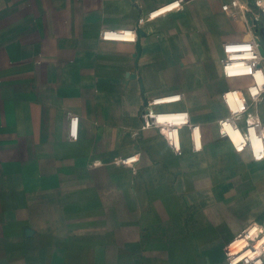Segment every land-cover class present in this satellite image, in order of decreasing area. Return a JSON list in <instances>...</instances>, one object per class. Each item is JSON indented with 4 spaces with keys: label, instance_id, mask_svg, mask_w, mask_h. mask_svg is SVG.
Instances as JSON below:
<instances>
[{
    "label": "crops",
    "instance_id": "crops-1",
    "mask_svg": "<svg viewBox=\"0 0 264 264\" xmlns=\"http://www.w3.org/2000/svg\"><path fill=\"white\" fill-rule=\"evenodd\" d=\"M176 1L0 0V264H230L264 225V159L218 131L224 93L248 97L221 59L250 45L255 3ZM122 28L137 40L102 36ZM174 96L150 106L188 113L181 152L140 129Z\"/></svg>",
    "mask_w": 264,
    "mask_h": 264
},
{
    "label": "built area",
    "instance_id": "built-area-1",
    "mask_svg": "<svg viewBox=\"0 0 264 264\" xmlns=\"http://www.w3.org/2000/svg\"><path fill=\"white\" fill-rule=\"evenodd\" d=\"M181 1L178 0L170 4L169 7L177 9L181 7ZM262 2L263 0H256L254 5L258 8L261 7V12H255L252 8L246 7V11L251 12L250 20L255 21L250 23L253 30L250 45L244 49L228 51L221 59L222 70L226 77L250 75L254 78L252 72L247 74L232 73L230 68L234 65L233 61L235 60H241V62L254 69L259 67L264 74V55L260 50L261 42L259 41L262 36L259 31L257 33L255 30L256 27L260 29L264 24V6H262ZM229 8L232 14L244 10V8L238 7L236 2H234V6ZM150 14L153 16L155 13ZM102 36L105 39L135 42L138 38V31L136 28L104 29ZM246 53H250V56H246ZM252 86L246 89L248 97L239 88H233L224 93L229 113L218 121V131L220 136L227 137L232 142L237 151L249 150L254 159L262 160L264 159V121L258 111V106L264 100V84L255 93L251 90ZM232 94H236L237 104L232 103ZM176 98L178 97H154L151 99L141 113L142 123L140 129L157 128L169 145L175 151L181 152L179 127L184 124H189L188 113L154 111L150 106L161 102H170ZM163 113L173 116L169 119H162L161 115ZM196 128V126L193 128L194 132ZM237 131L241 132L242 136L236 140L233 134ZM253 132H255V137L261 142L259 147H256L254 144L252 138ZM255 224L257 223H251L245 227L233 241L228 243L226 254L230 264H264V225H259L257 232L252 234V228Z\"/></svg>",
    "mask_w": 264,
    "mask_h": 264
},
{
    "label": "bare ground",
    "instance_id": "bare-ground-1",
    "mask_svg": "<svg viewBox=\"0 0 264 264\" xmlns=\"http://www.w3.org/2000/svg\"><path fill=\"white\" fill-rule=\"evenodd\" d=\"M264 2V1H263ZM169 8V7H168ZM157 13H159V12H157ZM247 56H250V53H248V55ZM233 63H234V65L231 67V68H233V67H236L237 66V64H240L241 63V60H235V61H233ZM230 68V69H231ZM237 70H240V72H246V71H248V72H252L253 73V75H254V78H255V80H256V86H257V91L260 89V87L264 84V74L262 73V69L261 68H249L248 66H246V65H244V66H241V67H239ZM235 71V70H234ZM237 73H238V71H237ZM232 98H234L235 97V95L234 94H232V96H231ZM233 103V102H232ZM234 104V103H233ZM233 106H236V105H233ZM233 136H234V138L237 140V139H240L241 138V136H242V133L241 132H239V131H237V132H235L234 134H233ZM258 139V138H257ZM259 229V225L258 224H255L254 225V227L252 228V234L253 233H255V232H257V230ZM256 255V254H255Z\"/></svg>",
    "mask_w": 264,
    "mask_h": 264
},
{
    "label": "rangeland",
    "instance_id": "rangeland-1",
    "mask_svg": "<svg viewBox=\"0 0 264 264\" xmlns=\"http://www.w3.org/2000/svg\"><path fill=\"white\" fill-rule=\"evenodd\" d=\"M252 1H254L253 3H255L256 2V0H252ZM264 1V0H263ZM262 4V6H264V2H262L261 3ZM248 8L250 7L249 5L247 6ZM251 8H252V10L253 11H255V12H257V11H260L261 12V7H255L254 5L252 6L251 5ZM263 66H264V64H263ZM244 77H246L247 78V85H248V87H250V86H252L254 83L256 84V80H255V78H253L252 76H250V75H247V76H244ZM255 80V81H254ZM247 87V88H248ZM262 104H264V100H262Z\"/></svg>",
    "mask_w": 264,
    "mask_h": 264
},
{
    "label": "water",
    "instance_id": "water-1",
    "mask_svg": "<svg viewBox=\"0 0 264 264\" xmlns=\"http://www.w3.org/2000/svg\"><path fill=\"white\" fill-rule=\"evenodd\" d=\"M252 22H255V21H252L250 20V23ZM256 32L258 33V31L261 33V36L262 38L259 40L261 42L260 44V50L262 52V54L264 55V46L262 44V41L264 40V24L261 26L260 29H258V27L255 28ZM137 50L139 51L140 50V47H139V43L137 42Z\"/></svg>",
    "mask_w": 264,
    "mask_h": 264
}]
</instances>
